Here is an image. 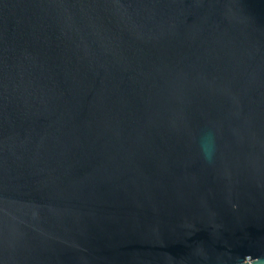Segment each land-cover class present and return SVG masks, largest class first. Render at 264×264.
<instances>
[{
    "label": "water",
    "instance_id": "95a60500",
    "mask_svg": "<svg viewBox=\"0 0 264 264\" xmlns=\"http://www.w3.org/2000/svg\"><path fill=\"white\" fill-rule=\"evenodd\" d=\"M0 264H264V0H0Z\"/></svg>",
    "mask_w": 264,
    "mask_h": 264
},
{
    "label": "clouds",
    "instance_id": "9594fccd",
    "mask_svg": "<svg viewBox=\"0 0 264 264\" xmlns=\"http://www.w3.org/2000/svg\"><path fill=\"white\" fill-rule=\"evenodd\" d=\"M200 147L204 157L211 161L214 153V141L210 133L201 138Z\"/></svg>",
    "mask_w": 264,
    "mask_h": 264
}]
</instances>
